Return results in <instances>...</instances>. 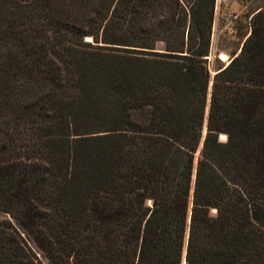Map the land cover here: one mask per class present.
<instances>
[{
  "label": "trees",
  "instance_id": "16d2710c",
  "mask_svg": "<svg viewBox=\"0 0 264 264\" xmlns=\"http://www.w3.org/2000/svg\"><path fill=\"white\" fill-rule=\"evenodd\" d=\"M214 5L0 0V213L52 264H264V5L209 90Z\"/></svg>",
  "mask_w": 264,
  "mask_h": 264
},
{
  "label": "rangeland",
  "instance_id": "374dc122",
  "mask_svg": "<svg viewBox=\"0 0 264 264\" xmlns=\"http://www.w3.org/2000/svg\"><path fill=\"white\" fill-rule=\"evenodd\" d=\"M262 5H264V0H215L209 52L206 57L210 74L209 90L214 72L221 66L226 65L231 57L239 52L242 42L249 32L250 18ZM85 39L88 40L90 38L86 37ZM161 47L162 44L156 45L157 50H160ZM220 53L226 55L224 59L220 58ZM208 100L209 98L207 99V104ZM206 110L207 105L205 113ZM204 131L205 124L203 125L202 135ZM225 138V134H219L220 140H225ZM1 218H6L10 221L16 234H18L37 261L41 264H52L30 234L15 218L9 214L0 213Z\"/></svg>",
  "mask_w": 264,
  "mask_h": 264
},
{
  "label": "water",
  "instance_id": "95a60500",
  "mask_svg": "<svg viewBox=\"0 0 264 264\" xmlns=\"http://www.w3.org/2000/svg\"><path fill=\"white\" fill-rule=\"evenodd\" d=\"M208 103H209V100H208ZM207 112H208V104H207V110H206V113H205L206 116H207ZM204 124H205V131H204V134L202 135V139H203V137H204V135H205V133L207 131V129H206V117H205V123ZM201 145H202V141H201ZM184 252H185V250H184ZM184 262H185V259L183 257L182 264H184Z\"/></svg>",
  "mask_w": 264,
  "mask_h": 264
},
{
  "label": "bare ground",
  "instance_id": "6f19581e",
  "mask_svg": "<svg viewBox=\"0 0 264 264\" xmlns=\"http://www.w3.org/2000/svg\"><path fill=\"white\" fill-rule=\"evenodd\" d=\"M219 56H220V58H223V59L225 58V54H223V53H220ZM222 136H224V135H222Z\"/></svg>",
  "mask_w": 264,
  "mask_h": 264
},
{
  "label": "crops",
  "instance_id": "0c3cea01",
  "mask_svg": "<svg viewBox=\"0 0 264 264\" xmlns=\"http://www.w3.org/2000/svg\"><path fill=\"white\" fill-rule=\"evenodd\" d=\"M226 56V55H225Z\"/></svg>",
  "mask_w": 264,
  "mask_h": 264
}]
</instances>
